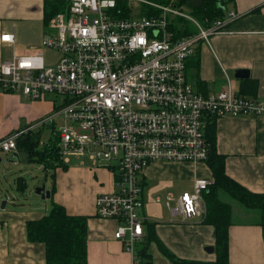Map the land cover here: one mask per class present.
Returning a JSON list of instances; mask_svg holds the SVG:
<instances>
[{
    "label": "built area",
    "instance_id": "1",
    "mask_svg": "<svg viewBox=\"0 0 264 264\" xmlns=\"http://www.w3.org/2000/svg\"><path fill=\"white\" fill-rule=\"evenodd\" d=\"M132 2L158 13L144 15L140 9L135 17L122 16ZM234 18L228 12L222 20L200 22L174 4L147 0H68L42 37L41 48L59 55L53 65L46 64L42 50L0 64V93L33 101L50 94L61 97L45 122L62 117L54 135L63 162L87 158L93 168L115 172L113 190L95 198V216L118 222L114 239L134 257L133 264H138L135 250L145 222L144 170L154 162H205L209 116H264L259 100L237 96L229 88L202 96L186 78L196 43L209 44L212 36L225 34V24ZM175 19L189 22L196 33L176 39L169 30ZM0 42L13 46L14 35L3 33ZM0 149L14 155L16 137L0 142ZM213 183L197 179L191 192L175 200L169 195L171 215L183 222L204 215V194Z\"/></svg>",
    "mask_w": 264,
    "mask_h": 264
},
{
    "label": "crops",
    "instance_id": "2",
    "mask_svg": "<svg viewBox=\"0 0 264 264\" xmlns=\"http://www.w3.org/2000/svg\"><path fill=\"white\" fill-rule=\"evenodd\" d=\"M57 2L68 4V0H0V35L12 33L15 38L13 46L0 42V64L40 50L42 34L56 15L45 24V7ZM168 2L169 6L174 4L186 12L187 7L179 6L178 0ZM228 12L235 13L236 18L227 21L225 34L212 36L209 44L196 43L193 55L186 62L187 81L202 96L229 88L237 96L264 103V0H231L225 8V17ZM239 69L247 70L248 78H235ZM47 96L33 101L21 94L0 93V142L14 136L17 140L29 133L41 148L58 129L56 119L62 118L56 116L53 124L45 122L57 109L55 101ZM214 121L216 151L225 156L226 175L251 193L264 194V116H216ZM44 126L50 133L41 143L39 130ZM17 152L20 161L38 164L45 172L50 169L34 162L25 151L17 148ZM73 158L66 163L61 160L66 169L61 172L56 169V186L47 190L50 197L45 199L62 205L69 215L86 217V264H133L134 257L124 252L122 244L114 239L118 222L95 216V198L113 190L115 172L102 167L95 169L87 158H80V165L68 167ZM19 178L16 190L23 192L26 183ZM197 179H213L205 162H154L140 176L144 200L141 214L146 222L141 242L148 237L155 239L148 245L146 263L172 264L164 251L181 263L215 261L213 227L205 223L206 213L183 222L180 216H172L166 206L169 195L175 200L183 192H191ZM220 199L230 205L228 263L264 264L259 213L227 195L222 194ZM2 200L5 205L3 209L0 205V264H45V247L27 240L26 223L46 215L47 204L41 209L33 208L28 202L21 205L20 200L8 197L0 188V203ZM171 203L174 205V201Z\"/></svg>",
    "mask_w": 264,
    "mask_h": 264
},
{
    "label": "trees",
    "instance_id": "3",
    "mask_svg": "<svg viewBox=\"0 0 264 264\" xmlns=\"http://www.w3.org/2000/svg\"><path fill=\"white\" fill-rule=\"evenodd\" d=\"M161 5L169 6L168 0H147ZM187 0H179V6L187 7ZM231 0H202L198 9H191V16L210 22L225 18V8ZM47 4V3H46ZM67 7V3H54L45 7V24L52 16ZM60 11V12H61ZM129 9H123L122 16H130ZM131 12V11H130ZM158 11L149 8L148 14L144 8L142 14L156 15ZM169 30L174 37L182 38L196 33L191 24L183 19H175L170 22ZM187 69V63H186ZM215 116H209L206 122L205 136L209 143V152L206 165L209 167L214 180L208 193L204 194L206 205L205 223L213 227L215 238L214 262H178L170 253L164 254L172 264H229L228 252V228L230 226V205L220 199L221 195H227L236 200L243 207L255 210L259 213V225L264 237V194L251 193L225 173V156L216 151ZM29 133L21 135L16 140V147L28 153L29 157L45 168H61L66 166L59 156L58 139L51 135L49 139L38 148V140ZM21 180V178H19ZM25 190V189H24ZM22 190V191H24ZM146 223V222H145ZM144 223V225H145ZM27 240L31 243H42L45 247V264H86V217L69 215L65 208L57 203H52L49 212L36 221L26 223ZM153 237H148L136 246L135 257L139 263H146L148 245Z\"/></svg>",
    "mask_w": 264,
    "mask_h": 264
},
{
    "label": "rangeland",
    "instance_id": "4",
    "mask_svg": "<svg viewBox=\"0 0 264 264\" xmlns=\"http://www.w3.org/2000/svg\"><path fill=\"white\" fill-rule=\"evenodd\" d=\"M129 8L131 9V12L129 11V14H131L132 17L137 16L140 9L143 10L144 8L147 14L149 11L148 6L146 5L142 6V4L138 2H132L129 5ZM185 11L186 13L191 14L190 9L185 8ZM196 19L202 22V19L198 17H196ZM39 48L43 52V57L47 65H53L59 58V55L56 51L50 50L48 48H41V44H39L38 49ZM47 99L51 101H55L56 106H59L62 103L61 97L57 95L50 94L47 96ZM56 120H57L56 126L59 127V125L62 124V118H58ZM45 127L47 126L41 127L39 130V136H40L39 139L41 140V143L48 139V135L50 133L49 129ZM35 129L38 130L39 128H35ZM20 152H17L14 155H11L9 153L0 151V160H1L0 161V188L3 190L4 193H6L8 197L10 198L14 197L15 201L20 200L21 205L28 202L33 205L32 206L33 208L41 209L43 207V204L46 203L48 211H49L51 208V203L53 202V199L42 200L40 196H37L34 194V189L37 187H41V186H44L45 190L53 189L54 186H56V177L58 176V174H56L58 172L57 170L61 172L62 169L61 168H55V169L50 168L49 170H47V172H45L40 168V166H38V164L29 163L27 162V160L20 161V157H21ZM81 159L73 158L71 160L70 165H68V167L74 166V165H80V162L82 161ZM88 166H89V163H88ZM110 173L113 174L112 172ZM19 177H21L23 181H25L26 183V190L23 192L16 190L17 189L16 181H17V178ZM163 202L165 203L164 200ZM8 206H11V205L9 204Z\"/></svg>",
    "mask_w": 264,
    "mask_h": 264
},
{
    "label": "water",
    "instance_id": "5",
    "mask_svg": "<svg viewBox=\"0 0 264 264\" xmlns=\"http://www.w3.org/2000/svg\"><path fill=\"white\" fill-rule=\"evenodd\" d=\"M187 5L189 7H191L192 9H198L201 4H202V0H187ZM235 78L237 79H244V78H248V71L247 70H236L235 71ZM34 194L37 196H40L42 200H44L45 198H49L50 197V192L45 190L44 186L41 187H37L34 189ZM5 202L2 201L1 203V209L4 208ZM209 252H212L213 249L211 247L208 248Z\"/></svg>",
    "mask_w": 264,
    "mask_h": 264
}]
</instances>
